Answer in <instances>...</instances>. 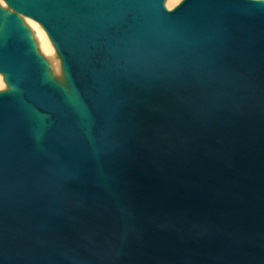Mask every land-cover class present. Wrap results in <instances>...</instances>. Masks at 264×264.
<instances>
[{
	"label": "water",
	"instance_id": "obj_1",
	"mask_svg": "<svg viewBox=\"0 0 264 264\" xmlns=\"http://www.w3.org/2000/svg\"><path fill=\"white\" fill-rule=\"evenodd\" d=\"M166 1L0 0V264H264V0Z\"/></svg>",
	"mask_w": 264,
	"mask_h": 264
},
{
	"label": "bare ground",
	"instance_id": "obj_2",
	"mask_svg": "<svg viewBox=\"0 0 264 264\" xmlns=\"http://www.w3.org/2000/svg\"><path fill=\"white\" fill-rule=\"evenodd\" d=\"M178 0H169L168 1V7H170V8H172L171 6L172 5H174L176 2H177ZM3 4L5 5V3L3 2ZM30 20H31V18H27V23H29L30 24V26H32V29H34V32H35V36H37V38L39 39V46L41 47V50L45 53V54H47V55H49L50 57H54V47H53V45H52V43H51V41L49 40V38H48V36H47V34H46V32H45V30L44 29H42V26L40 27L37 23H36V21H35V23H30ZM32 21V20H31ZM33 21V22H34ZM44 30V31H43ZM39 47V48H40ZM57 55V54H56ZM58 57V56H57ZM60 60V59H59ZM59 60H57V59H52V61H53V65H54V67H55V70H56V72L59 74L60 72H61V62L59 61ZM51 61V60H50ZM0 88H2V89H5L6 88V84H5V82H4V78H3V76L0 74ZM1 90V89H0Z\"/></svg>",
	"mask_w": 264,
	"mask_h": 264
},
{
	"label": "rangeland",
	"instance_id": "obj_3",
	"mask_svg": "<svg viewBox=\"0 0 264 264\" xmlns=\"http://www.w3.org/2000/svg\"><path fill=\"white\" fill-rule=\"evenodd\" d=\"M168 1L169 0H167L166 1V6H167V8L168 9H173V8H175L182 0H178L174 5H172L171 7L172 8H170V7H168ZM29 19V18H28ZM26 20H27V18H26ZM32 20V19H31ZM32 21H34V20H32ZM35 22V21H34ZM37 23V22H36ZM29 24V23H28ZM40 27H41V25L39 24V23H37ZM30 25V24H29ZM31 28H32V26H31ZM43 29V28H42ZM34 30V29H33ZM44 31V30H43ZM36 38H37V36H35ZM37 40H38V42H39V39L37 38ZM40 47V46H39ZM40 49H41V47H40ZM42 51V50H41ZM43 52V51H42ZM43 54L45 55V56H47L50 60H51V63L52 64H54L53 63V61H52V59L54 58V59H57V60H59V58L57 57V55H56V52H55V50H54V57L52 58V57H50L49 55H47V54H45L44 52H43ZM60 61V60H59ZM54 66V65H53ZM1 90H2V88H0Z\"/></svg>",
	"mask_w": 264,
	"mask_h": 264
},
{
	"label": "clouds",
	"instance_id": "obj_4",
	"mask_svg": "<svg viewBox=\"0 0 264 264\" xmlns=\"http://www.w3.org/2000/svg\"><path fill=\"white\" fill-rule=\"evenodd\" d=\"M30 23H35V22H33V21L30 20Z\"/></svg>",
	"mask_w": 264,
	"mask_h": 264
}]
</instances>
